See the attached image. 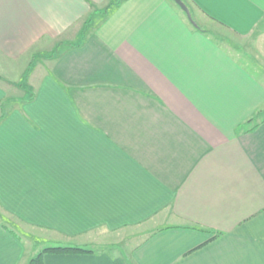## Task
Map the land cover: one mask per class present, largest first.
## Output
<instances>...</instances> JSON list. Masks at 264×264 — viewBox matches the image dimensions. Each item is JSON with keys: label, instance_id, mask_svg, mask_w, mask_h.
Wrapping results in <instances>:
<instances>
[{"label": "crops", "instance_id": "crops-1", "mask_svg": "<svg viewBox=\"0 0 264 264\" xmlns=\"http://www.w3.org/2000/svg\"><path fill=\"white\" fill-rule=\"evenodd\" d=\"M183 2L0 0V264H264V0Z\"/></svg>", "mask_w": 264, "mask_h": 264}, {"label": "rangeland", "instance_id": "rangeland-1", "mask_svg": "<svg viewBox=\"0 0 264 264\" xmlns=\"http://www.w3.org/2000/svg\"><path fill=\"white\" fill-rule=\"evenodd\" d=\"M183 1V0H182ZM188 7V6H187ZM108 8V7H107ZM109 8H113V7H109ZM108 11H110V9H108L106 12H103V14L99 17L98 16V19H103V15H105L106 13L108 14ZM199 22V21H198ZM202 25H204V24H202ZM206 25V24H205ZM208 25V24H207ZM212 27H214L213 28V30L215 31L214 33H216V30H218V29H220V28H218V27H216L215 25L214 26H212ZM93 28V27H92ZM216 29V30H215ZM220 35H219V34ZM217 34L219 35V36H221L223 39H226V40H229L231 43H232V45H234V47H235V50H236V48H238L237 46H242L243 45V43H241V40L239 39V38H237V37H234L232 34H230L229 32H227V31H220V32H218ZM252 45H253V43H252ZM41 58H44L43 56L41 57ZM39 60H40V58H39ZM30 72V71H29ZM28 73V72H27ZM28 75H25L24 77H23V79L22 80H26L25 81V83L27 84L28 83ZM24 86V85H23ZM20 105V103L19 102H13V103H10V109L9 110H11V109H13V108H15V107H17V106H19ZM11 221H14V220H11ZM8 222H10V220L8 221ZM10 224V223H9ZM14 224V223H13ZM16 225V226H15ZM14 229L16 230V232L18 233V235L20 236V238H21V241H22V243H24L25 244V246H27L28 248H30L31 247V249L32 250H34L33 248H36L37 247V250H43L44 248H47V247H57V246H62V247H68V246H74V244L75 243H69V244H71V245H68V244H66V243H63L62 241H60L59 243H49V242H40V243H42V244H40L39 246L38 245H36L35 244V239L36 240H41V239H46L47 240V238L48 239H51V237H47V235H46V233L44 232V231H39V230H34V229H32V228H29V227H26V226H24V225H20V224H14ZM103 233V234H102ZM117 236V235H116ZM116 236H114V238H116V240L118 239V236L116 237ZM31 237H33V239L31 238ZM54 238V237H53ZM56 238V237H55ZM91 240H93L94 241V243H99V244H104V243H111V241L113 242V238H111L110 237V235L109 234H107L106 232H101L100 233V235L99 236H96V237H94V238H92ZM101 241H103V243H101ZM60 244V245H59ZM99 244H96V245H92V246H90V247H87V249H91V250H97V251H100L101 249H103L104 247L106 248L107 246H102V245H99ZM33 256H35V255H33Z\"/></svg>", "mask_w": 264, "mask_h": 264}, {"label": "trees", "instance_id": "trees-1", "mask_svg": "<svg viewBox=\"0 0 264 264\" xmlns=\"http://www.w3.org/2000/svg\"><path fill=\"white\" fill-rule=\"evenodd\" d=\"M4 106L2 107V109ZM13 233V231L11 230ZM90 253V251H86L84 249L79 248H69V247H49L44 249L40 254H38L35 258H33L29 264H43V256L46 254H85Z\"/></svg>", "mask_w": 264, "mask_h": 264}, {"label": "water", "instance_id": "water-1", "mask_svg": "<svg viewBox=\"0 0 264 264\" xmlns=\"http://www.w3.org/2000/svg\"><path fill=\"white\" fill-rule=\"evenodd\" d=\"M173 1L177 6L181 8V10L187 15L189 21L196 26L195 22L192 19L191 13L187 5L182 0H171Z\"/></svg>", "mask_w": 264, "mask_h": 264}]
</instances>
